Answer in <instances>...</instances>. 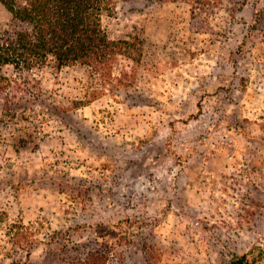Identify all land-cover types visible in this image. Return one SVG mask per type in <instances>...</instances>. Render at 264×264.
I'll return each mask as SVG.
<instances>
[{
  "label": "rangeland",
  "instance_id": "obj_1",
  "mask_svg": "<svg viewBox=\"0 0 264 264\" xmlns=\"http://www.w3.org/2000/svg\"><path fill=\"white\" fill-rule=\"evenodd\" d=\"M102 26L141 63L85 105L84 66L0 64V264H264V0H114Z\"/></svg>",
  "mask_w": 264,
  "mask_h": 264
},
{
  "label": "trees",
  "instance_id": "obj_2",
  "mask_svg": "<svg viewBox=\"0 0 264 264\" xmlns=\"http://www.w3.org/2000/svg\"><path fill=\"white\" fill-rule=\"evenodd\" d=\"M11 14V25L0 33V64L12 65L15 72L31 71L51 63L55 68L84 66L95 87L87 97L73 100L74 106L87 104L104 93L107 85L135 81L142 58V38L137 34L109 39L103 14L114 0H0ZM122 61V62H120ZM120 64L118 75L114 74ZM4 78V77H3ZM129 218L106 223V242L124 238L123 225ZM117 235V236H116ZM113 237H116L113 240ZM109 241V242H108ZM112 249L85 252L78 264H107ZM227 264H248L247 254L230 252Z\"/></svg>",
  "mask_w": 264,
  "mask_h": 264
}]
</instances>
